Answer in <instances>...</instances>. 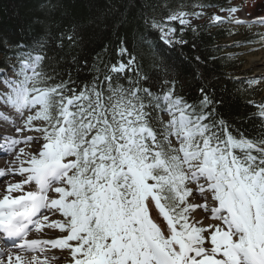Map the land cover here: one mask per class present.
<instances>
[{"label":"trees","instance_id":"trees-1","mask_svg":"<svg viewBox=\"0 0 264 264\" xmlns=\"http://www.w3.org/2000/svg\"><path fill=\"white\" fill-rule=\"evenodd\" d=\"M232 1L0 0V69L39 56V88L49 93L56 136L69 107L67 138L81 161L68 180L77 206L95 204L102 184L136 164L140 148L141 166L158 156L174 161L161 118L167 109L196 125L192 146L215 151L220 171L236 169L249 186L262 176L264 88L240 73L244 60L226 41L234 32L221 23L186 27L171 20L198 7L213 16ZM164 27L173 28V40L163 39ZM158 189L176 219L172 186L162 181Z\"/></svg>","mask_w":264,"mask_h":264},{"label":"rangeland","instance_id":"rangeland-1","mask_svg":"<svg viewBox=\"0 0 264 264\" xmlns=\"http://www.w3.org/2000/svg\"><path fill=\"white\" fill-rule=\"evenodd\" d=\"M261 3L264 4V0H233L227 10H216L213 16H209L210 10L198 7L195 12L181 13L171 18V20H177L186 27H195L204 21L215 24L221 23L223 26L230 27L234 32V37L226 41L232 45L229 50L232 56L244 60V67L240 73L242 76H246L250 83L264 88V64H261L264 63V10H262V15H256L254 10L255 6ZM162 37L167 42L173 40V28L164 27ZM255 37L259 38L258 44L250 45L248 43L249 39ZM23 60H25L24 57L18 58L12 60V63L19 64ZM16 69L17 67L15 71ZM30 83L33 87H36L37 81L34 83L32 79ZM37 92L42 91L37 90ZM16 110L20 113L19 120L14 121V126H19V129H17L18 135H21V137L37 136V139L29 138L28 142L25 143H23L25 141L23 140L21 147L28 151L27 158L30 159L31 166L39 170L38 173L41 171L51 177L45 181L43 173L40 172L39 177L34 169H30L35 172L20 173V175L13 174L11 179L4 177L3 181H0V188L5 185L16 188L18 192L9 191V195L12 197L11 200L22 202L23 199L26 201V205L30 204L28 203L30 198L40 199L45 195L44 200H41V202L33 200L35 206L42 208L40 217L36 218L35 223L36 240H39V242L36 241L34 244L38 245L42 236L45 235L60 236L54 239V242L60 244L59 251L50 252L49 257L52 263L164 264V261L167 264L170 259L166 255H169L176 264H183L187 260L196 264H225L214 251L202 255L196 250L200 246H207L209 243L213 248L224 253H229L227 250L230 244L237 245L240 248V253L237 255L240 264H254L250 247L254 248V252L264 261V189L263 192H253L252 195H247L242 190L239 202L234 206L235 211L232 207H228L229 204L226 205V203L230 201L231 196L229 194L225 199L218 197L217 189L222 186V180L220 179L222 176L214 174V169L208 166V155L200 159L193 152L195 160L186 161L184 159L186 155L184 152L192 151L187 145L193 139L187 141L184 138L185 142L178 139L180 133L183 134L182 136H188V132L192 129L188 127V119L182 114H178L177 120L180 131L177 127H173V124L176 123L173 112L165 111L162 115V119L171 128L168 141L173 148L174 161L172 159L166 161L163 156L161 161L164 159L166 168L171 173L167 181L174 187V197L177 199L174 203H179L178 206L181 208L185 207L183 212L186 215V219L182 220L180 216L177 217L178 222L175 223L158 197L160 190L157 188V182H153L156 180H154L152 173H149L148 176L146 174L145 176L144 174L139 176L134 171L129 178H123L122 181L124 182L120 186L113 184L114 178L111 179V182L105 186L100 197L101 201L91 214H86L83 211L80 213L75 212L73 197L70 192H67V177L71 176L80 167L81 161L76 144L64 138L65 128L59 131L62 137L60 139L56 136L52 137V131L48 132L52 125V111L49 105L33 106L32 111L30 108L22 109L21 107H17ZM67 118H69V115ZM0 126H2V129L6 127V121L4 123L0 119ZM100 140L102 141V138ZM262 150L264 151V148ZM176 154L182 163L178 161ZM143 159L142 156L136 155V164L133 166L145 168L146 166L138 165ZM179 163L180 165L183 164L184 172ZM193 170L196 171V176L200 181H192V175H190V180L187 179V174ZM58 171L60 172L58 173ZM209 172L212 173L211 177L207 174ZM5 173L9 172L6 171ZM149 175L151 176L149 177ZM208 177H210V180L203 181L202 178L207 179ZM129 179L135 181L133 197H136L135 200L137 199L138 204L135 206L133 204L134 200L130 196L131 193L128 196L125 195V189L128 192L126 181H129ZM171 180L173 181L171 182ZM143 181H145L144 184ZM205 183L215 186L214 193L213 191H211L212 193L200 191ZM262 184H264L263 181ZM44 192L46 193L44 194ZM136 192H140V194L136 195ZM42 194L44 195L42 196ZM208 194H211L212 197L209 198ZM248 196L251 198H247ZM7 197L0 191L2 200ZM112 198H114V201H112ZM11 200L8 202L9 204L13 203ZM214 201L218 202L223 210H226L227 207V213L222 210L221 214L225 212L222 215L223 217L229 216L233 219L232 214L234 215L235 212V222L231 218L219 219L217 216L212 218V215L215 216V205H217H213L212 202ZM114 202L117 203L116 206ZM2 206L0 205V207ZM171 207L173 209L176 206L171 205ZM9 208L13 209V206H5L4 209L10 210ZM230 208L232 212H229L228 209ZM20 210L22 211V208ZM12 216L14 215L9 216V218ZM45 217L48 220V225L44 224V228L41 229L39 226L41 222L38 223V221ZM42 221H45V219ZM186 221L190 223V226H188V223L186 224L190 234H186L185 224H182ZM91 222L95 223V230L91 228ZM208 222L210 223L208 224ZM254 225L259 231L263 232L262 238H259L260 236L257 233L258 235L254 239L250 237L246 239L247 232L253 229ZM242 234L245 235V241L242 240ZM221 235H223V239L220 240ZM48 243L52 244L53 242L46 239L44 244L39 245V248L47 247ZM14 244L15 242L12 246ZM49 246H54V244ZM193 254L196 256L195 259L198 260H194ZM32 256V258L35 257Z\"/></svg>","mask_w":264,"mask_h":264},{"label":"bare ground","instance_id":"bare-ground-1","mask_svg":"<svg viewBox=\"0 0 264 264\" xmlns=\"http://www.w3.org/2000/svg\"><path fill=\"white\" fill-rule=\"evenodd\" d=\"M255 7H256L254 9L255 14L256 15H262V10H264V4H262V3L259 5L257 4V6H255ZM245 16H246V14H245ZM249 17H251V16H249ZM261 64H264V63H261ZM261 64L258 63V65H261ZM7 125L9 127L8 132H11L10 130L13 128V122L11 121V122L7 123ZM1 167H4V165L0 164V168ZM38 171L39 170H37L36 172L39 175V173L41 171L39 173H38ZM44 176H45V174H43V178H44ZM39 177H40V175H39ZM9 178L11 179L10 176H9ZM41 180H42V177H41ZM42 183H43V180H42ZM0 191L2 192L3 195H9L10 194L9 191L18 192L16 190V188L12 187L11 185L2 186L0 188ZM45 193L46 192H44V194ZM44 194H42V196ZM208 195H209V198L212 197L211 194H208ZM42 196H39V197H42ZM44 198H45V195L40 199L33 197V200H35V201L39 200L41 202V200H44ZM11 199H12V197H7V198H4L3 200L0 198V205H3L4 208H5V206L12 205L13 209H16V212H14V211L11 212L10 210H7V209H0V230L2 228V225L4 223L8 222L9 216L18 215V218H17L18 220L11 219V221L15 225V229L17 230V232L19 234H22V235H21V238L18 239L20 241L19 246H16L14 248H12V247L7 248L4 246V245H6L4 243V242H6V238L4 235H2V233H0L1 237L5 238V240L2 244V238L0 237V264H47V263L54 264L51 262L52 260L50 259L49 256L51 254L50 252L56 251V250H57V252L59 251L58 249H59L60 244H59V242H54V239H55V237H60V236L45 235V236H42V238L40 240L41 242L38 243V245L34 244V242L36 243V241L39 242V240H36L37 230H36V227L34 224L36 222L33 223L35 218L32 220V222L28 221V218L30 215H32V213H35L36 214L35 216H37L39 218L40 217L39 211H41L42 208L40 209V207L35 206V204L33 203V200L31 202H28V203H30L29 205L20 204L19 200H15V204L12 202H11L12 204H9L8 202H10ZM46 200H47V196H46ZM11 201H13V200H11ZM22 206H23L24 210L22 209V211H21L20 209L22 208ZM227 206L232 207L231 205H227ZM219 212L220 211H219V209H217V205H215V211H214L215 215L219 214ZM226 213H227V211H226ZM232 216L234 219L233 214H232ZM51 218H53V216H51ZM24 219H26V220L24 221ZM43 219H45V221H42ZM19 222H20V224H18ZM38 223H40L39 224L40 228L43 229L45 226L44 224L48 225V220L45 217V218L39 219ZM209 223L210 222H208V224ZM46 239H50L53 242L52 244H54V246H49L52 244L48 243L47 247H45V248L42 247V249H40L39 245L44 244ZM1 246H3V247H1ZM1 248H3V249H1ZM196 250H198L200 252V254H202V255H205L208 252L214 251L217 255H219L220 259L225 264H240L239 258L237 257V253L239 252L238 248H237L236 252L234 253L235 255L234 254L231 255L229 253H224V252L218 251L215 248H213V246L210 243L205 247L200 246ZM28 251L35 252L36 254L32 253V252H28ZM30 254L34 255L35 257L32 258L33 256ZM252 254H253L252 256H253L254 264H264V261H261L256 256V254L253 253V251H252ZM40 257H41V259H39ZM167 264H172V263L169 261V262H167Z\"/></svg>","mask_w":264,"mask_h":264}]
</instances>
